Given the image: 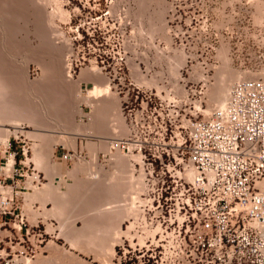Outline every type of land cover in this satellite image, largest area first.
Segmentation results:
<instances>
[{"label":"built area","instance_id":"built-area-1","mask_svg":"<svg viewBox=\"0 0 264 264\" xmlns=\"http://www.w3.org/2000/svg\"><path fill=\"white\" fill-rule=\"evenodd\" d=\"M64 5L68 71L94 65L119 95L127 131L110 139L109 152L128 157L140 177L112 264H264V0H236L229 12L225 5L221 30L213 25L212 0H176V25L191 45L204 40L201 53L213 56L226 44L238 69L250 74L232 83L223 106L202 116L173 93L158 95L133 82L123 8L113 0ZM187 83L204 84L193 71ZM12 141L23 155L30 148L23 134ZM11 146L9 139L6 151L15 158ZM6 178L0 179L2 217L13 213L17 195L2 189Z\"/></svg>","mask_w":264,"mask_h":264},{"label":"rangeland","instance_id":"rangeland-1","mask_svg":"<svg viewBox=\"0 0 264 264\" xmlns=\"http://www.w3.org/2000/svg\"><path fill=\"white\" fill-rule=\"evenodd\" d=\"M55 1L0 0V89L4 93L3 98L6 97V100L0 97V102L4 101L5 104L6 101L4 107L0 103L3 107L0 106V110L5 109L3 116L6 117L8 108L14 105L12 111H17V114L11 111V115H17L21 120L25 118L22 121L24 133H17L11 122L0 123V154L4 151L3 140L10 139L13 146L12 135L22 133L30 140L33 160L38 166L35 164L37 169L21 166L16 154L14 168L18 175L15 177L27 179L30 185L32 172L39 171L41 181L36 189L40 188L41 193L45 184L60 181L59 178L63 177L60 171L67 175L64 184L54 190L63 204L62 217L48 213L53 208L51 201L40 199L35 204H27V193H19L14 198L12 214L5 217L0 215V264H112L114 253L108 248L117 240L111 238L109 231L110 220L114 219L110 217V205H117V192L121 198L125 197V193L115 188V177L111 176L115 168L109 153L104 152L96 158L90 151L88 145L94 146V137L67 134L100 130V121L107 119L96 111L97 102L101 99L88 100L86 97L93 87H85L81 82L92 80L94 85H99L94 80L98 78L104 82L101 85L107 83L103 73L93 77L88 74L92 68L98 72L94 65L79 72H68L65 61L66 29L62 25L67 20L60 18L55 6L59 3L68 13L69 9L64 5L65 0ZM113 1L123 8V19L127 23L124 44L129 52L131 76L145 89L163 96L173 93L186 102L187 108L196 110L202 116L208 110L211 112L214 107L221 106L220 89L217 90V87L222 81L231 87L237 79L250 75L238 69L226 44H222L213 56L201 53L204 40L197 47L191 45L188 32L184 34L177 28L176 0ZM215 1L212 0L213 25L221 30L228 23V17L222 19L221 9L227 5L229 12V5L236 0H223L222 3L220 0L219 4ZM172 58L175 67L170 65ZM190 71H193L195 78L203 80L202 86L187 83L184 87ZM67 73L71 77H67ZM110 98L117 104L115 123L117 135L121 136L127 131L126 120L113 92ZM29 132L33 134L28 135ZM34 132L38 134L36 137ZM62 141L69 148L82 145L89 150V156L84 157L83 153L76 151L68 162L49 163L55 145ZM37 145L43 152L45 166H39L35 159ZM12 168L7 172L4 168L0 179L11 175ZM92 174H97L101 181L90 182ZM37 191L30 190L29 195L37 194ZM123 220H126V216ZM122 234H127L123 228Z\"/></svg>","mask_w":264,"mask_h":264},{"label":"crops","instance_id":"crops-1","mask_svg":"<svg viewBox=\"0 0 264 264\" xmlns=\"http://www.w3.org/2000/svg\"><path fill=\"white\" fill-rule=\"evenodd\" d=\"M82 68H85V67H81L80 69H78V72L82 69ZM86 69V68H85ZM84 70V69H83ZM78 72H76V73H78ZM78 74H76V76H77ZM131 75H132V73H131ZM131 78L133 79V82L134 83H136V84H139V85H142V84H140V83H138V82H136L135 81V79L133 78V76H131ZM106 79V78H105ZM95 80V82H97V83H99V85H101V84H103L104 82H103V80H101V79H98V78H96V79H94ZM106 82L105 83H107V80H105ZM82 83L85 85V87H87V86H90L91 88L94 86V82L92 81V80H88V81H85V82H81V85H82ZM107 85H108V83H107ZM109 86V85H108ZM110 89H111V91L114 93V95L116 96V98L118 99V103H119V109H120V102H119V95L116 93V91L113 89V87H110ZM97 104H98V108L96 109V111L97 112H99V115H102V116H104V117H106L107 119L106 120H101L100 121V126H99V128H100V130L98 131V132H95V133H90V132H86V133H79V132H68L67 134H71V135H73L74 137L75 136H84V138H85V136H93L94 137V139H95V143H94V146H91V145H88L89 146V148H90V151L93 153V155L96 157V158H98V157H100V156H102V154L104 153V152H108L109 153V155L111 156V160H112V162H113V165H114V168H115V170H114V174L113 175H111L112 177H115V181L114 182H117L116 183V187H117V190H119V187H120V189H122V191L125 193V199H124V197H123V199L119 196V192H117V195H116V202H117V204L119 203V204H121L120 206H119V204L118 205H116V206H114L113 207V204H111L110 205V210H111V212H110V216H111V218H114V220H111L110 222V227H109V231L111 232V238L112 239H115V240H117V242H118V239L119 238H117L116 236H115V238H114V235H115V233H117V231L120 229V227L121 228H123V224H121V223H123V219L122 218H124V215L126 216V212H125V209H126V207H127V209H128V205L130 204L129 203V195H130V192L132 191V189H131V191L129 192V187H130V185H129V179H131V173H130V165L128 166V159L127 158H125L124 156H122L119 152H116V151H113L112 153H115V155H113V154H111L109 151H108V149H109V146H108V143H109V141H110V139L112 138V137H114V136H118L117 135V129H116V123H115V120H116V122H117V104H116V102L113 100V99H111V98H109V99H101V100H99L98 102H97ZM37 142V141H36ZM65 142V141H64ZM63 141L61 142V143H57L56 145H55V147H54V153H53V156L49 159V163H57V162H62V161H66V162H68L69 160H71V159H64V158H62V155H63V153H65V152H71L72 154L74 153V152H76V151H79L80 153H83L84 154V157H88L89 156V154H88V152H89V150H87L86 148H84L82 145H77V146H75V149L74 148H69V147H67L66 145H65V143H64ZM19 144H13V146L10 148V150L11 151H15V152H17V155L19 156V160H18V162H19V164L21 165V166H24V164L26 165V166H32V167H35L36 169H37V167H36V163L34 162V151L32 150V148H31V146H30V148H29V150L27 151V153L25 154V155H23L21 152H20V148H19ZM9 150V151H10ZM36 151H38V152H36V153H39L38 154V156H37V154H35V159H36V161H37V159L39 160V161H37V163L39 164V166H42V165H44V163H43V160H44V155H42L43 154V152H41L39 149H38V145H37V148H36ZM6 152L8 153V151H4L3 152V154H0V163H3V162H5L4 161V159H6V158H9L8 156H6ZM120 154V155H119ZM38 158H37V157ZM121 157V160L122 161H127V162H124L125 164H124V166H122L121 168H119L118 166H116L115 165V163H114V160L113 159H115V158H120ZM115 157V158H114ZM40 158H41V160H40ZM125 159V160H124ZM15 163V162H14ZM127 163V164H126ZM36 164V165H35ZM126 166V167H125ZM47 167H51L50 165L49 166H47ZM118 167V168H117ZM125 169H124V168ZM129 167V168H128ZM127 168V169H126ZM122 172V173H120V171ZM116 172V173H115ZM125 172V173H124ZM60 173H61V175L64 177V180H66L67 179V175H65L63 172H61L60 171ZM130 173V175H128ZM112 174V173H111ZM119 175V176H118ZM127 175V176H126ZM8 176V178H7V188H8V190L10 191V192H16L17 193V195H16V198H17V196H18V194L19 193H27V194H29V193H31L30 192V190H32L33 191V188L31 187V185H29L28 184V181H27V179H20V178H18V177H15V175H7ZM129 177V178H128ZM117 179V180H116ZM56 180H57V178H56ZM100 180V179H99ZM101 181V180H100ZM113 181V180H112ZM119 181V182H118ZM120 181H121V183H120ZM126 183H125V182ZM57 182V181H56ZM128 183V184H127ZM42 184V183H41ZM51 183H47V185H50ZM53 184H55V183H53ZM52 185V184H51ZM129 185V186H128ZM57 188V186H54L53 185V188ZM53 188H52V193H48V194H45V196L43 195V194H36V195H38V196H35V199L34 198H31V196L33 197L34 196V194L32 195H28L27 197H25V201L27 202V204H35L36 203V201H38V200H40V198L42 199V200H46V201H51L52 202V204L54 205V204H56V206H57V208L59 209V208H61V209H59L62 213H63V215H64V210H63V204L61 203L62 201H61V199L58 197V196H56V194H54L53 192H54V190H55V188H54V190H53ZM113 188H114V186H113ZM124 188V189H123ZM40 189V188H39ZM43 189V188H42ZM127 191V192H126ZM52 194H54L55 196L53 197V195ZM43 195V196H42ZM47 195V196H46ZM51 195V196H50ZM128 195V196H127ZM39 196H41V197H39ZM49 196V197H48ZM28 197L29 198H31V199H28ZM37 197H39V198H37ZM45 197H48V198H45ZM37 198V199H36ZM27 199V200H26ZM49 199V200H48ZM128 199V200H127ZM36 200V201H35ZM54 200V201H53ZM112 201H113V199H111ZM121 200V201H120ZM127 200V201H126ZM45 201V202H46ZM57 201V202H56ZM122 201H125L124 203H122ZM39 202V201H38ZM59 203V204H58ZM128 203V204H127ZM124 204V205H123ZM126 204H127V206H126ZM60 205H61V207H60ZM118 207V208H117ZM124 207V208H123ZM130 207V206H129ZM54 208V207H53ZM53 208H51V210L53 209ZM123 208V209H122ZM114 209H116V210H114ZM120 209V210H119ZM126 209V210H127ZM50 210V211H51ZM114 211V212H113ZM52 213V212H51ZM114 213H116V214H114ZM52 214H54V213H52ZM120 217V218H119ZM127 218V217H126ZM116 219V220H115ZM114 223V224H113ZM20 228H21V226H20ZM116 231V232H115ZM113 236V237H112ZM117 238V239H116ZM116 242V243H117ZM116 243L114 244V246L113 247H115L116 246Z\"/></svg>","mask_w":264,"mask_h":264},{"label":"bare ground","instance_id":"bare-ground-1","mask_svg":"<svg viewBox=\"0 0 264 264\" xmlns=\"http://www.w3.org/2000/svg\"><path fill=\"white\" fill-rule=\"evenodd\" d=\"M37 1V0H36ZM59 2V0H56L55 2ZM53 2H54V0H53ZM57 2V3H58ZM55 4V3H54ZM56 8H57V12H58V14H59V16H61L60 18L62 19V20H68V15H69V13H68V11L67 10H65L59 3H58V5L57 6H55ZM68 17V18H67ZM184 55V54H183ZM183 56L181 55V58H182ZM171 58V57H170ZM181 60V59H180ZM183 60V59H182ZM169 61H170V59H169ZM174 61H178V60H174ZM179 63V62H178ZM174 64L176 65V63L175 62H173V58L171 59V62H170V65H172V67H175L174 66ZM89 68V67H88ZM68 69V68H67ZM173 69V68H172ZM176 69V68H175ZM174 70V69H173ZM69 72V71H68ZM173 73H175V72H173ZM70 74V73H69ZM69 74L67 73L66 74V76L67 77H71V76H69ZM88 74H90V75H92V77L93 76H95V75H99V72H97L96 71V69L95 68H92V69H89L88 70ZM176 74V73H175ZM71 75V74H70ZM175 76V75H174ZM176 76H177V74H176ZM203 78V77H202ZM237 78V77H236ZM69 79V78H68ZM70 79H72V78H70ZM69 79V80H70ZM85 79V78H84ZM69 80H67V81H69ZM177 87V86H176ZM0 88H1V86H0ZM218 89H220L219 90V93H218V95H219V98H220V101H221V106H223L225 103H226V101H227V98H228V94H229V89H230V86L229 85H227L226 84V82H224L223 83V81L221 82V84H220V86L219 87H217V90ZM10 95V94H9ZM111 95H112V92L110 91V87L106 84V85H94L93 86V88H92V90L91 91H89V94H88V96L86 97L88 100H90L91 99V101H97V100H99V99H102V98H110L111 97ZM3 96H4V93H3V91H2V89H0V97H2V100H6L5 98H3ZM85 98V99H86ZM1 99V98H0ZM8 99V98H7ZM2 102V101H1ZM0 102V103H1ZM11 102V101H10ZM3 104H1L2 106L3 105H5L6 104V101H5V104H4V101L2 102ZM8 104V103H7ZM0 105V106H1ZM10 105V104H9ZM1 106V107H2ZM8 106V105H7ZM6 106V107H7ZM0 107V108H1ZM4 107V106H3ZM2 107V108H3ZM13 107H14V105H13ZM12 106H10V108H8L9 109V114H8V116H6V117H4L3 115H5L4 114V111L3 110H5V109H3V110H0V123H3L2 121H6V122H11L12 123V125L14 126V128L16 129L15 131L18 133V131H21V132H23L24 133V131H23V128H22V121H24V119L23 120H21V117L20 118H17V117H19V116H17L16 114V112L17 111H14L16 114V117L15 116H13V115H11L12 113H11V111L12 110H14V109H12L13 108ZM1 108V109H2ZM7 109V108H6ZM8 111V110H7ZM6 112V111H5ZM13 112V111H12ZM13 112V113H14ZM207 112H209V110L207 111ZM207 112H205L206 114H207ZM7 113V112H6ZM21 116V115H20ZM23 117V116H22ZM30 117H28V119H29ZM31 120H33V119H31ZM34 121V120H33ZM6 122H4V123H6ZM27 122V121H26ZM7 124V123H6ZM36 124V123H35ZM11 125V126H12ZM3 126H5V125H3ZM39 126V124L37 125V127ZM42 127V126H41ZM3 129H1V131H2ZM38 130V129H37ZM44 130V129H43ZM48 130V129H47ZM6 132H8V131H6ZM4 133L5 132H3V135H4ZM22 134V133H21ZM33 133H30L29 132V134L28 135H32ZM34 134H35V137H36V135H38V134H36L35 132H34ZM92 134V133H91ZM1 135H2V132H1ZM10 135V134H9ZM14 135H18V134H14ZM34 136V135H33ZM38 138V137H37ZM42 138V137H41ZM43 138H45V137H43ZM8 141V142H7ZM7 141L6 140H3V143H4V146H3V150L5 151L7 148H8V143H9V139H7ZM36 149V148H35ZM2 150V151H3ZM40 150V149H39ZM3 151V152H4ZM36 151V150H35ZM42 151V150H41ZM38 152V151H37ZM116 152H118V151H116ZM115 152V153H116ZM111 154H113V155H115V153H112V152H110ZM120 153V152H119ZM35 154H37V156H38V154L39 153H35ZM122 156H124L125 158H127L128 160H129V158L128 157H126L125 155H123L122 153H120ZM43 155V154H42ZM36 156V157H37ZM38 158V157H37ZM115 158V157H114ZM39 159V158H38ZM37 159V161H39ZM40 160H41V158H40ZM114 160V162H115V165L116 166H118L119 168H121L122 166H124V162H127V161H122L121 160V158H115V159H113ZM125 160V159H124ZM42 161V160H41ZM43 162H44V160H43ZM13 163H14V158H13V156L11 155L10 157H9V161H7V165L4 167L5 168V170H6V172L7 171H9L10 169H11V167H12V165H13ZM128 163V166L130 165L129 164V161L127 162ZM126 163V164H127ZM38 166V165H37ZM45 166V165H44ZM46 166H49V165H46ZM79 166V165H78ZM117 167V168H118ZM126 167V166H125ZM47 168V167H46ZM45 168V169H46ZM124 168V167H123ZM129 168V167H128ZM13 169V168H12ZM53 169V168H52ZM81 169V168H80ZM125 169V168H124ZM127 169V168H126ZM4 170V171H5ZM50 170V169H49ZM80 171V170H79ZM120 171V170H119ZM48 173H49V171H47ZM116 173V172H115ZM120 173H122L121 171H120ZM125 173V172H124ZM130 173H131V179H129V185H130V187L128 188L129 189V192L131 191V189H132V191L130 192V195H129V205H128V209H127V207H126V209H125V212H126V217L128 218V216L133 212V206H132V197L134 196V193L136 192V191H138L139 190V188H140V184H139V179H140V177L139 176H135L134 174H133V172H132V170L130 169ZM130 173L128 174V175H130ZM114 174V173H113ZM53 176V175H52ZM119 176V175H118ZM127 176V175H126ZM99 177V176H98ZM98 177H97V174H92L91 175V178L90 177H88L87 179H89L90 178V182H94V183H96V182H98L99 181V179H98ZM57 178V177H56ZM129 178V177H128ZM60 179V181L59 182H56L55 184H53V183H51L50 185H47V184H45L44 185V187H43V190H42V192H41V194H43L44 196H45V194H48V193H52V188H53V185L54 186H57V187H60L61 185H63L64 184V182H65V180L63 179V177L62 178H59ZM117 180V179H116ZM54 181V180H53ZM58 181V180H57ZM88 181V180H87ZM113 182V181H112ZM119 182V181H118ZM125 182V181H124ZM110 183V182H109ZM117 183V182H116ZM120 183H121V181H120ZM126 183V182H125ZM35 183L32 181L31 183H30V185H31V187L33 188V190H38L37 192L39 193V189H36V188H38L37 186H39V185H37V184H35ZM114 184V183H113ZM128 184V183H127ZM116 185V184H115ZM114 185V186H115ZM128 185V186H129ZM55 188V187H54ZM54 188H53V190H54ZM115 188H117L116 186H115ZM120 188V187H119ZM2 189H4V191L6 190V189H8V188H2ZM55 189H57L58 190V188H55ZM124 189V188H123ZM118 191V190H117ZM6 192H7V190H6ZM127 192V191H126ZM9 193H11V192H9ZM37 193V194H38ZM54 193V192H53ZM34 194V196L32 197L31 196V198H34L35 199V196H38V195H36V193L34 192V193H32V195ZM40 194V195H41ZM55 194V193H54ZM54 194H52L53 195V197L55 196ZM60 194V193H59ZM29 195V194H28ZM27 195V196H28ZM42 195V196H43ZM26 196V197H27ZM47 196V195H46ZM51 196V195H50ZM57 196V195H56ZM66 196V195H65ZM72 196V195H71ZM128 196V195H127ZM39 197H41V196H39ZM39 197H37V198H39ZM49 197V196H48ZM48 197H45V198H48ZM116 197V196H115ZM31 198H29L28 197V199H31ZM36 198V199H37ZM125 198V197H124ZM41 199V198H40ZM116 199V198H115ZM123 199V198H122ZM27 200V199H26ZM42 200V199H41ZM49 200V199H48ZM75 200V199H74ZM128 200V199H127ZM126 200V201H127ZM36 201V200H35ZM44 201H46V200H44ZM54 201V200H53ZM112 201V200H111ZM121 201V200H120ZM57 202V201H56ZM118 202V201H117ZM124 202V201H123ZM116 203V202H115ZM59 204V203H58ZM119 204V203H118ZM117 204V205H118ZM128 204V203H127ZM127 204H126V206H127ZM121 204H119V206H120ZM124 205V204H123ZM64 206H65V202H64ZM115 206H116V204H115ZM130 206V207H129ZM53 209L51 210V211H49L48 213L50 214L51 212L52 213H54V214H57L58 215V217L60 216V217H62V215H63V213L59 210V209H61L62 207H61V205H60V207L61 208H57V206H56V204H54L53 205ZM102 208V207H101ZM118 208V207H117ZM124 208V207H123ZM122 208V209H123ZM105 210H107V209H105ZM116 210V209H115ZM120 210V209H119ZM114 212V211H113ZM114 214H116V213H114ZM111 215V214H110ZM49 216V215H48ZM125 216V215H124ZM59 217V218H60ZM111 217V216H110ZM120 218V217H119ZM123 219V218H122ZM114 220V219H113ZM116 220V219H115ZM111 221V220H110ZM93 223V222H92ZM111 223V222H110ZM114 224V223H113ZM122 224V223H121ZM93 225V224H92ZM110 226V225H109ZM86 227V226H85ZM100 228V227H99ZM104 228V227H103ZM102 229V228H101ZM116 232V231H115ZM124 232V231H123ZM81 233V232H80ZM121 233H122V228L120 227V229L117 231V233H115V235H114V238H115V236L118 238L120 235H121ZM113 237V236H112ZM77 238V237H76ZM116 238V239H117ZM73 240V239H72ZM78 240V239H77ZM115 240V239H114ZM119 240V239H118ZM75 243V242H74ZM112 245H111V247L110 248H108L110 251H112L111 253H114V249H113V246H114V243H111ZM74 246V245H73ZM98 247V246H97ZM93 248V247H92ZM107 249V250H108ZM105 256V255H104ZM106 262V261H105Z\"/></svg>","mask_w":264,"mask_h":264}]
</instances>
